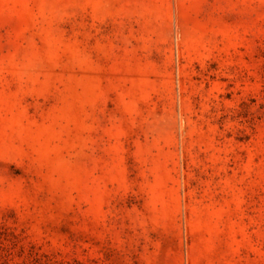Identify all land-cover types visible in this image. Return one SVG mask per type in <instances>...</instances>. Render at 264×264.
Here are the masks:
<instances>
[{"label":"rangeland","instance_id":"1","mask_svg":"<svg viewBox=\"0 0 264 264\" xmlns=\"http://www.w3.org/2000/svg\"><path fill=\"white\" fill-rule=\"evenodd\" d=\"M0 264H264V0H0Z\"/></svg>","mask_w":264,"mask_h":264}]
</instances>
